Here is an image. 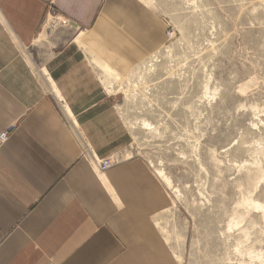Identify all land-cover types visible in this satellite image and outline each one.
I'll return each instance as SVG.
<instances>
[{
  "label": "crops",
  "instance_id": "obj_1",
  "mask_svg": "<svg viewBox=\"0 0 264 264\" xmlns=\"http://www.w3.org/2000/svg\"><path fill=\"white\" fill-rule=\"evenodd\" d=\"M51 3L82 42L41 41ZM132 3L0 0V133L15 127L0 144V264H173L156 223L171 199L151 167L101 172L84 156L121 157L130 140L92 57L127 73L162 38Z\"/></svg>",
  "mask_w": 264,
  "mask_h": 264
},
{
  "label": "rangeland",
  "instance_id": "obj_2",
  "mask_svg": "<svg viewBox=\"0 0 264 264\" xmlns=\"http://www.w3.org/2000/svg\"><path fill=\"white\" fill-rule=\"evenodd\" d=\"M128 1L162 38L127 73L92 57L130 134L118 160L165 185L173 264H264V0ZM82 31L49 4L41 41Z\"/></svg>",
  "mask_w": 264,
  "mask_h": 264
},
{
  "label": "built area",
  "instance_id": "obj_3",
  "mask_svg": "<svg viewBox=\"0 0 264 264\" xmlns=\"http://www.w3.org/2000/svg\"><path fill=\"white\" fill-rule=\"evenodd\" d=\"M172 34L168 33V38H171ZM15 127L10 126L5 131L0 133V144L5 143L8 141L10 135L14 132ZM84 156L85 158L89 161V163L93 166L96 167L99 171L105 172L108 169L118 165L120 163V160L116 157L112 158H107V159H99L97 158L90 147L86 146L84 150Z\"/></svg>",
  "mask_w": 264,
  "mask_h": 264
}]
</instances>
